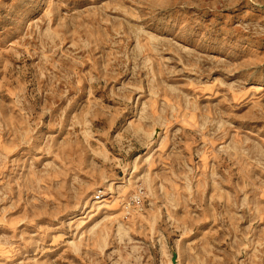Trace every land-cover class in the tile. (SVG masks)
I'll list each match as a JSON object with an SVG mask.
<instances>
[{"label":"rangeland","instance_id":"374dc122","mask_svg":"<svg viewBox=\"0 0 264 264\" xmlns=\"http://www.w3.org/2000/svg\"><path fill=\"white\" fill-rule=\"evenodd\" d=\"M0 264H264V0H0Z\"/></svg>","mask_w":264,"mask_h":264},{"label":"built area","instance_id":"2783aa9c","mask_svg":"<svg viewBox=\"0 0 264 264\" xmlns=\"http://www.w3.org/2000/svg\"><path fill=\"white\" fill-rule=\"evenodd\" d=\"M102 198L103 195H98ZM147 198V191L144 185H136L135 190L131 193L128 199L124 200L122 206L126 218L132 217L134 214L142 211Z\"/></svg>","mask_w":264,"mask_h":264},{"label":"water","instance_id":"95a60500","mask_svg":"<svg viewBox=\"0 0 264 264\" xmlns=\"http://www.w3.org/2000/svg\"><path fill=\"white\" fill-rule=\"evenodd\" d=\"M176 262H177V256L175 254L174 257H173V263H176Z\"/></svg>","mask_w":264,"mask_h":264},{"label":"bare ground","instance_id":"6f19581e","mask_svg":"<svg viewBox=\"0 0 264 264\" xmlns=\"http://www.w3.org/2000/svg\"><path fill=\"white\" fill-rule=\"evenodd\" d=\"M159 133H160L159 131L156 132V134H159ZM159 135H160V134H159Z\"/></svg>","mask_w":264,"mask_h":264}]
</instances>
